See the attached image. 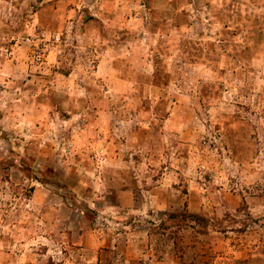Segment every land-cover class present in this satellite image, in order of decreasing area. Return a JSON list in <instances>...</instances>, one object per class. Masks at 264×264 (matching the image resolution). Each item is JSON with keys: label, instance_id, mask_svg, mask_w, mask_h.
<instances>
[{"label": "rangeland", "instance_id": "374dc122", "mask_svg": "<svg viewBox=\"0 0 264 264\" xmlns=\"http://www.w3.org/2000/svg\"><path fill=\"white\" fill-rule=\"evenodd\" d=\"M0 264H264V0H0Z\"/></svg>", "mask_w": 264, "mask_h": 264}, {"label": "built area", "instance_id": "2783aa9c", "mask_svg": "<svg viewBox=\"0 0 264 264\" xmlns=\"http://www.w3.org/2000/svg\"><path fill=\"white\" fill-rule=\"evenodd\" d=\"M49 40L51 44L57 43L59 41V36L53 34ZM21 42L22 44L31 47V58L36 64L41 65L44 63L47 54V46L45 44H38V42L31 37H26L22 39Z\"/></svg>", "mask_w": 264, "mask_h": 264}, {"label": "crops", "instance_id": "0c3cea01", "mask_svg": "<svg viewBox=\"0 0 264 264\" xmlns=\"http://www.w3.org/2000/svg\"><path fill=\"white\" fill-rule=\"evenodd\" d=\"M100 69V68H99ZM109 71L106 73V75L109 76ZM114 193L117 197V203L122 205H125L126 207L130 208H137L138 205H136V200H134L135 196L132 194L131 188H110V193ZM158 206V199L153 198L151 200L150 207H157ZM127 234V233H126Z\"/></svg>", "mask_w": 264, "mask_h": 264}]
</instances>
